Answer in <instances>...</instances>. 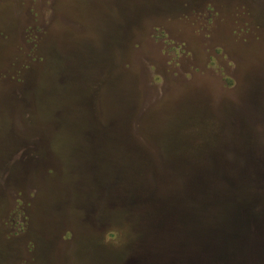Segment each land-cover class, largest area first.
Wrapping results in <instances>:
<instances>
[{
	"label": "rangeland",
	"instance_id": "rangeland-1",
	"mask_svg": "<svg viewBox=\"0 0 264 264\" xmlns=\"http://www.w3.org/2000/svg\"><path fill=\"white\" fill-rule=\"evenodd\" d=\"M242 202L264 221V0H0V264H214L163 234Z\"/></svg>",
	"mask_w": 264,
	"mask_h": 264
},
{
	"label": "water",
	"instance_id": "water-1",
	"mask_svg": "<svg viewBox=\"0 0 264 264\" xmlns=\"http://www.w3.org/2000/svg\"><path fill=\"white\" fill-rule=\"evenodd\" d=\"M222 195L218 191L214 199L221 200ZM249 212L248 206L242 202L227 209L222 218L216 219L214 215L205 218L197 212V218L192 216L193 219L183 222L182 226L176 223V234H173L175 230L170 232L166 228L162 244L165 257L173 259L178 255H190L193 245L199 242L196 255L199 252L208 255L214 264H264V221H250ZM175 239L181 242V247H175Z\"/></svg>",
	"mask_w": 264,
	"mask_h": 264
},
{
	"label": "clouds",
	"instance_id": "clouds-1",
	"mask_svg": "<svg viewBox=\"0 0 264 264\" xmlns=\"http://www.w3.org/2000/svg\"><path fill=\"white\" fill-rule=\"evenodd\" d=\"M104 242L105 244H111L116 247L121 246L127 242V229L117 230V229H108L104 233Z\"/></svg>",
	"mask_w": 264,
	"mask_h": 264
},
{
	"label": "trees",
	"instance_id": "trees-1",
	"mask_svg": "<svg viewBox=\"0 0 264 264\" xmlns=\"http://www.w3.org/2000/svg\"><path fill=\"white\" fill-rule=\"evenodd\" d=\"M255 211L258 213V212H260L261 213V209H260V207H257L256 205H255Z\"/></svg>",
	"mask_w": 264,
	"mask_h": 264
}]
</instances>
